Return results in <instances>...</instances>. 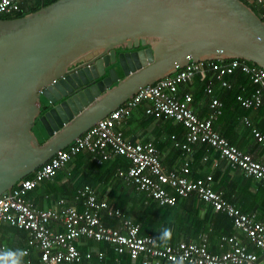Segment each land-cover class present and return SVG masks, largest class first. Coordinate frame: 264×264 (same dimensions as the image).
<instances>
[{"label":"water","instance_id":"water-1","mask_svg":"<svg viewBox=\"0 0 264 264\" xmlns=\"http://www.w3.org/2000/svg\"><path fill=\"white\" fill-rule=\"evenodd\" d=\"M229 58L264 69V21L240 0H54L0 18V194L139 88Z\"/></svg>","mask_w":264,"mask_h":264},{"label":"built area","instance_id":"built-area-1","mask_svg":"<svg viewBox=\"0 0 264 264\" xmlns=\"http://www.w3.org/2000/svg\"><path fill=\"white\" fill-rule=\"evenodd\" d=\"M23 1L0 0V15L18 12ZM244 1L252 4L258 17L264 21V0ZM236 69L247 75L253 88L248 95L236 94L235 100L245 109L257 110L264 105L263 68L239 58L188 61L175 72L139 88L122 104L58 149L29 173V177L26 175L19 179L7 193L0 194V225L25 232V246L19 249L26 252L24 264H93L92 259H96L98 264H108L101 250L81 251L78 248L81 239L111 245L116 255L114 262H118L117 256L127 254L139 264H173L181 258L183 264H264V219L256 218L254 213L242 212L226 201L220 192L214 190L209 173L196 178L189 175L193 147L205 143L218 152L219 159L224 160L227 166L239 169L243 175L264 185V159L253 158L213 128V121L221 113L222 102L213 94L211 81L204 86V93L208 96L205 117L200 118L195 113L191 93L178 94L179 86L204 73L218 81L220 88H229L224 76ZM142 102H146L144 114L156 119H172L182 125V141L170 135L171 145L183 157L177 169L163 168L159 151L152 141H126L122 130L117 128ZM243 123L250 125L247 118H243ZM250 131L264 158V133L255 127ZM81 152L87 153L95 164L119 156L124 158L127 165L117 166L115 175L141 193L144 201L172 206L179 199L195 194L213 211L222 212L230 220L235 233L218 237V251L208 248L205 232L200 233L197 241L179 240L163 245L151 234H140L137 223L127 219L123 210L97 198L88 184L74 192L73 200L78 202V207L66 204L64 199L56 201V208L33 207L26 198L27 192L39 182L51 179L65 163ZM105 218L114 219L116 224H105ZM249 244L252 250L248 248ZM4 250L6 244L0 237V252Z\"/></svg>","mask_w":264,"mask_h":264},{"label":"trees","instance_id":"trees-1","mask_svg":"<svg viewBox=\"0 0 264 264\" xmlns=\"http://www.w3.org/2000/svg\"><path fill=\"white\" fill-rule=\"evenodd\" d=\"M53 1L54 0H25L22 2L20 10L18 12H15L13 14L0 15V18L8 19V18L20 17L28 12L35 11L39 7L49 4ZM240 1L248 5L252 9V11L257 15V10L252 4H249L244 0H240ZM118 51H120L119 48L116 49V52ZM247 62L251 63L249 61ZM209 76H210L209 73H204L203 76L197 74L193 78L194 79L193 81H196L195 88H193L192 90H190V88H185L186 92L191 93L192 96L191 104L195 109L198 117H204L207 114L206 106L208 102V96L204 93V86L209 81H211V85L213 86V94L222 102L221 115H219V117H221L224 113L227 115V117L229 115H231V117L233 118L239 117V115L236 112V109H240V110L242 109L244 111L249 110L241 107L239 103L235 100L236 94L241 93L243 95H248L253 88V85L248 80L247 75L243 74L238 69L234 70L229 75H225L224 79H226L229 82L230 84L229 88H220L218 81L210 78ZM178 94H182V92L178 90ZM231 108L232 109L236 108V109H234L235 111L234 110L232 111ZM256 113H258V115L262 120L261 121L262 123H260L261 125L258 126L259 128L257 127L256 129H259L261 133H264V105L258 108ZM34 122L35 123L33 127H35L36 129H40L39 131H41L37 119H35ZM166 122L168 123L167 126L169 127L168 129L169 132L164 138L163 142L157 143L153 141L154 146L159 151L164 150V148H166L164 146H166L167 143L169 142L170 134L174 129L177 130L176 138L179 141H182L184 136V130H182L183 127L180 123L175 122L172 124V122H174L172 119H167ZM33 127H32V131H33ZM42 134L45 137V134L43 132ZM35 135L38 142L43 141L42 139L40 140L38 138L37 134ZM224 136L229 141V143L232 144L228 136L226 135ZM193 148L194 151L192 153V161L189 164L190 177L192 178L201 177L209 173L213 181H215L216 179L220 181V178L224 176L225 173L227 175V171H225V169L228 170L229 166H227L228 168H224V169H220L219 167L212 168L213 161L218 159V152L216 150H214L212 147H210L205 143L195 144ZM172 149L173 151H175L176 155L180 154V158L182 161L183 157L181 156L180 151L173 146ZM258 149L259 147L257 146V150ZM76 156H78V154ZM203 156H206V159L203 160L202 159ZM86 158L87 160H89V163L91 165L94 164L100 166V164L93 163L90 160L88 154H86ZM125 165H127V162ZM125 165H121V166H125ZM109 169L111 170V168ZM109 174L112 175L114 174L113 176L116 177L115 170H113ZM27 176L29 177L30 174H28ZM116 179L120 183L118 187H120V189L123 188L121 190L123 191V195L122 197L118 195L116 198L113 195L114 200L113 199H109V200L114 207H117L124 211V215L127 219L139 225L140 234H151L156 239L157 236L162 232V230L165 227H167L172 230V237L171 240L168 242L175 243L179 240L197 241L200 233L205 232L207 237L208 248L209 249L214 248V250H217L218 237L222 234H230L233 232V228L230 223V220L222 212L213 211L208 204L199 201L195 194H191L186 198H182V200L177 201V203L172 206L159 205L154 201H150V200L144 201V197L142 199L135 196V194H138V192H136L132 186L128 187L119 178L116 177ZM246 179L247 178L244 177L245 181H247ZM43 181L39 182L40 185L43 186V188L45 189L51 188V190L49 191H52V189L54 190L55 187L53 186L56 185ZM83 184L93 185L90 180L82 181L80 177L76 179L75 182L72 184V188L70 186V191H72L71 196L74 195L75 189L77 187L82 186ZM124 188L130 190L132 189L133 192L129 194L128 192H126L127 189L125 190ZM115 190L116 189H114L113 193L115 192ZM222 196L225 200L229 202L233 201L234 203L233 202L232 203L236 207H238L239 210H241L242 212L255 213V216L258 219L264 218V185L258 184L255 187V191L252 194H250V197L252 199H232L227 193L222 194ZM72 201L74 200L72 199ZM103 222H105V224L107 225L116 224V221L111 218H105ZM12 228L16 229L14 227ZM16 231H22V230L16 229ZM87 244L90 247H95L99 250H104L105 261H107L108 264H139L137 260L130 259L127 254H121L120 256H117L119 261L114 262V258L116 257V255L113 253L111 249V245H109L108 243L87 240ZM91 262L93 264H98V261H96V259H92Z\"/></svg>","mask_w":264,"mask_h":264},{"label":"crops","instance_id":"crops-1","mask_svg":"<svg viewBox=\"0 0 264 264\" xmlns=\"http://www.w3.org/2000/svg\"><path fill=\"white\" fill-rule=\"evenodd\" d=\"M193 80L194 79H192V81L187 84L181 85L178 90L182 93L186 92L185 88H190V90H192L196 86V81ZM145 105L146 102H142L141 104L137 105L130 112L129 116L127 117V120L117 126V128L122 130L123 137L126 141L134 142L150 140L152 142L154 141L157 143H162L169 132V127L167 126L168 123L166 122L167 119H156L152 116L144 114L143 108ZM234 109H232V111ZM236 112L239 117L233 118L231 117V115L227 117L225 113L221 117L218 116L213 121V128L217 132L222 133L221 135L224 134L228 136L232 144L238 147L240 150L251 154L253 158L257 160L263 161L264 158L261 149L259 145L255 142L250 131L251 126L257 128L261 125L260 123H262L260 116L258 115V113H256L257 110L249 109L248 111H244L242 109H236ZM219 115H221V113ZM243 118H247V120L250 122L249 126L243 123ZM175 122L176 121L172 122V124ZM182 130L184 129L182 128ZM176 131L177 130L174 129L170 135H174V137L176 138ZM256 144L259 147L260 151L259 149L257 150ZM164 147H166L164 148V150H158L161 165L165 170L177 169L181 164V158L180 154L176 155L175 151H173L171 146V138L167 145ZM86 154L87 153L85 152H81L78 154V156H74L71 160L68 161V163H66V165H63V167H61L51 179L43 181L56 185L53 186L55 187V191L53 189L52 191H49L51 190V188L45 189L43 188V186L40 185V183H38L35 188L27 192L26 198L32 202L33 207L56 208V201L58 199H64L66 204H72L78 207V202H76L75 200L72 201V199H74V195L71 196L72 191H70V186L72 188V184L75 182L76 179L80 177L82 181L90 180L92 182L93 185L90 186L95 190V195L99 199H105L107 202L111 203L109 199H113V195L115 196V198L118 195L122 197L123 191L121 190L123 188L120 189V187H118L120 184L119 181L116 179V177L113 176L114 174L112 175L109 173L115 170L117 166L125 165L127 161L122 157H115L114 159L108 160L100 164V166L94 164L91 165L89 163V160H87L86 158ZM214 167H219L220 169L228 168L226 162L224 160H220L219 157L217 160L213 161L212 168ZM109 168H111V170ZM225 171H227V175L225 173V175L220 178V181L217 179L215 181L212 180V186L214 190L220 192L221 196L222 194L227 193L232 199H252L250 197V194L255 191V187L258 184L263 185L260 181L255 180L252 177H247L243 175L242 172L237 168L234 169L229 167L228 170L225 169ZM244 177L247 178V181L244 180ZM60 186H65L66 188ZM126 186L130 187L129 185ZM114 189L116 190L113 193ZM126 192L131 194L133 191L132 189H127ZM135 196L142 199L144 197L141 193L135 194ZM180 200L182 199H179L178 201ZM232 233H235L234 229ZM0 237L6 244V250H19L20 248L25 246V233L23 231H16V229H13L12 227L10 228L7 225H0ZM78 246L81 251L99 250L95 247H90L87 244V240L85 239H81ZM248 248L250 250L253 249L250 244L248 245ZM101 251L105 253L104 250ZM215 251H218V249ZM31 257L34 256L32 255Z\"/></svg>","mask_w":264,"mask_h":264},{"label":"clouds","instance_id":"clouds-1","mask_svg":"<svg viewBox=\"0 0 264 264\" xmlns=\"http://www.w3.org/2000/svg\"><path fill=\"white\" fill-rule=\"evenodd\" d=\"M172 230L165 227L162 232L157 236V240L166 245L171 240ZM26 255L24 250H4L0 252V264H24L23 258ZM176 264H183L182 258Z\"/></svg>","mask_w":264,"mask_h":264},{"label":"rangeland","instance_id":"rangeland-1","mask_svg":"<svg viewBox=\"0 0 264 264\" xmlns=\"http://www.w3.org/2000/svg\"><path fill=\"white\" fill-rule=\"evenodd\" d=\"M118 73H117V77H118V79H120L121 78V72L118 70L117 71ZM40 101H41V103H45V104H47V101H46V99L44 98V97H42L41 96V98H40ZM40 129H36L35 128V133L37 134V136H38V138L41 140H43V139H45V137L43 136V134H42V132L41 131H39ZM42 142V141H41Z\"/></svg>","mask_w":264,"mask_h":264},{"label":"flooded vegetation","instance_id":"flooded-vegetation-1","mask_svg":"<svg viewBox=\"0 0 264 264\" xmlns=\"http://www.w3.org/2000/svg\"><path fill=\"white\" fill-rule=\"evenodd\" d=\"M115 69L118 71L117 68H115ZM117 73H118V72H117ZM121 77H122V75H121ZM33 133L36 134V133H35V127H33ZM35 136H36V135H35Z\"/></svg>","mask_w":264,"mask_h":264},{"label":"bare ground","instance_id":"bare-ground-1","mask_svg":"<svg viewBox=\"0 0 264 264\" xmlns=\"http://www.w3.org/2000/svg\"><path fill=\"white\" fill-rule=\"evenodd\" d=\"M252 127V126H251ZM254 127V126H253ZM68 163V162H67ZM65 165H66V163H65ZM95 191V190H94ZM98 198V197H97Z\"/></svg>","mask_w":264,"mask_h":264}]
</instances>
